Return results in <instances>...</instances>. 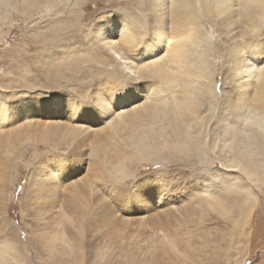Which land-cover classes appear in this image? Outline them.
Returning <instances> with one entry per match:
<instances>
[{
	"label": "rangeland",
	"instance_id": "374dc122",
	"mask_svg": "<svg viewBox=\"0 0 264 264\" xmlns=\"http://www.w3.org/2000/svg\"><path fill=\"white\" fill-rule=\"evenodd\" d=\"M113 2L120 4L112 6V0H50L32 7L29 15L15 3L7 6L0 15V96L12 98L13 103L16 97L28 99L33 95L37 100L51 97L58 112L50 114L45 109L44 114H37L33 120L21 118L27 127L35 131V123L40 121L70 123L80 127L78 138L84 140L82 148L76 150L73 146L77 140L72 136L65 139L63 135L62 138L52 133V138L35 131V137L31 132L22 137L21 147L14 153L1 150L0 264H264V181L254 182L247 169L231 167L229 158L234 149L231 153L224 151L222 157L218 153L210 155L209 170L199 174L193 172L202 164L189 165L190 169L184 158L174 159L171 153L165 152L160 157L152 153L146 159L140 156L131 163L133 167L130 165L131 175L128 176L121 170L119 161L114 162L111 158L116 156L120 146L127 149L129 142L138 140V132L133 135L136 132L134 121L150 113L153 103L164 100L154 102V95L143 90L147 82L135 83L141 91L127 90L128 102H121L115 110L134 109V121L126 119L115 128H105L115 113L101 123L87 110L73 118L75 109L63 106L59 97L62 90L84 89L81 95L91 98L99 87L104 91L111 90L107 80L113 83L112 75L118 78L114 85L123 84L127 78L123 76L126 74L123 70L112 68V61L103 57V49L92 41L79 51L48 59L56 45L81 36L89 39L97 21L104 16L110 17L113 11L123 10L135 15V24L149 28V0ZM197 5L199 7V3ZM240 6L247 16L259 21L260 28L254 39L256 48L264 40V0H240ZM199 13L202 16L201 10ZM201 20L207 41L216 43L213 46L216 51L208 53L207 62L220 73L214 79L215 92L220 96V90H230L236 78L224 66L228 60L226 45L241 40L245 46L246 41L251 40L248 35L251 20L249 24L239 23L230 35L214 22L207 25L208 22ZM55 35L57 38H53ZM224 77L229 85L225 84ZM243 77L242 80L247 79V76ZM149 82L153 88V81ZM93 89H96L95 93ZM220 102L221 98H218L209 101L207 106L215 109L217 114ZM170 108V105L166 106L165 111L160 112L165 122L166 118L174 119L173 114H166ZM258 117L263 118L262 115ZM215 121L216 117L201 131L208 140ZM12 129L8 125L6 130ZM97 131H105L102 135L109 134L111 138L98 140L100 142L94 146L92 141ZM214 136L216 138L217 134ZM12 139L13 146H17L15 137ZM98 149L101 150L96 155ZM55 156L66 161L70 176L61 181V197L56 206L41 210L39 219L34 222V215L29 214L32 206L27 204L32 189L25 197L24 190L32 187L35 178L40 177L39 169L48 165L44 160L50 162ZM257 161L252 167L262 172L264 155H257ZM93 169H98L96 176H92L96 180L98 196L87 198L86 205L91 213L105 215L104 222L96 223L102 222V226L95 224V228L89 226L92 221L79 206L76 209L74 205H67L74 200L67 188L82 182ZM145 182L153 184L158 194L153 198L146 196L145 200L152 202L151 206L146 205L148 208L132 213L129 205L136 207L132 201L134 193ZM39 191L40 197L46 194L42 189ZM163 196L161 203L159 198ZM106 204L110 205L108 210H105ZM111 231L112 238H109Z\"/></svg>",
	"mask_w": 264,
	"mask_h": 264
},
{
	"label": "bare ground",
	"instance_id": "6f19581e",
	"mask_svg": "<svg viewBox=\"0 0 264 264\" xmlns=\"http://www.w3.org/2000/svg\"><path fill=\"white\" fill-rule=\"evenodd\" d=\"M48 1L50 0H0V15L6 11L7 6L15 3L22 10H27L25 14L29 15L32 12V7H37ZM149 1L151 3L149 7V28L135 24L133 18L135 15L131 16L128 12L118 10L125 17L122 27L119 26V21L104 16L102 20L106 21L105 28L111 35H105L103 30L96 33L93 31L89 35V38L95 36L91 41L97 43L98 48L103 49L101 51L102 56L112 61V68L123 70V73H126L123 76L126 77L129 74H134L136 85L140 82H147L148 85L145 84L143 90L154 95V102L164 100L163 103H153L150 113L135 121L136 114H133L135 112L132 108L114 112V117L105 128H115L126 119H131L130 121H134V128L136 127V132L133 135L138 132L136 134L138 140L129 142V148L127 149L120 146L116 156L111 158L112 161H119L121 170L130 176V165L137 158L140 156L143 159L150 158L152 153H154L153 156L158 154L160 157L166 152L171 153V157H174V159L184 158L183 161L188 164L190 169L189 165L202 164V166L195 168L193 172L199 174V172L209 170L208 165L211 163L213 153H218L222 157L224 151L231 153L234 149L229 158L232 161L231 167L247 169L248 176L254 182L264 181V170L261 172L259 169L252 167L253 164L258 162L257 155H264V50H262L264 40L256 48L254 40L255 34L260 28L259 21L254 18L251 19L242 11L240 0ZM119 4L120 2L116 4L112 0V6ZM199 10L202 11V16ZM201 18L208 22L207 25H209V22H214V25L224 31L226 35H230L234 28H238L239 23L246 22L249 24L251 20L248 31L251 40L246 41L245 46L241 40L237 42L235 40L226 45L228 60L224 62V66L230 70V75L236 78L235 82L231 84L230 90H220V96L215 92L217 85L216 81L214 82V79L218 78L220 73H216L215 68L212 69V66L207 62L208 53L216 51V47L213 48L216 43L207 41ZM235 36L233 35V38ZM53 38H57V36L55 35ZM246 49L249 51H245ZM137 53L141 57L147 56L148 59H140L138 62L137 59L132 58ZM256 62L262 63V65L259 66ZM243 75L247 76V79L242 80ZM116 76H111L113 83H111V80H107L111 88L110 91H104L99 87L95 96L99 97L103 92H109L112 100L104 103L109 106L114 105L117 110L121 106V102H128L129 99L127 97L128 92L123 89L125 88V82H122L124 85H114L115 80L118 79ZM161 80H164V83H161ZM149 81H153V83L151 82L153 88L149 85ZM224 81L225 84L228 83L226 77H224ZM162 84H165V86ZM141 89L139 86L133 85L131 91L136 92L141 91ZM155 95L157 96L155 97ZM27 98L18 99L16 97L13 103L12 98L0 96V152L1 150H10L14 153L21 147L22 137L24 138L30 132L33 135L36 132H41L47 137H52V133L53 135L56 133L61 137L63 135L64 138L72 136L77 140L73 147L76 150L82 148L84 140L78 138V132L80 134L81 129L77 125L66 124L65 122L40 121L35 123L36 132L30 130L21 118H25V120L32 119L37 114H42L45 109L50 114L58 111L55 110L56 103L51 102L50 99H45V102L41 104L38 102L40 98L37 100V97L33 98V95ZM218 98H221V102L220 109L216 114V110L208 108L207 103L210 104L209 101H216ZM169 105L171 108L166 114H173L174 119L168 120L166 118L165 122L160 112L165 111V107ZM84 111L80 112L75 109L72 114L73 118L84 114L86 112ZM87 113L95 117L90 111H87ZM258 115H262L263 118L259 119ZM215 117L216 121L211 125L210 140H208L206 136L202 135L201 131ZM154 119L158 121L154 122ZM159 123L161 127H159ZM8 125L13 127L11 131L6 130ZM141 125H143L142 128ZM4 130L6 131L2 132ZM103 132L105 131L95 132L92 141L94 146L98 140L105 141L111 138L109 134L102 135ZM214 134H217L216 138ZM12 136L15 137L17 146H13ZM66 143L72 144L69 141ZM100 150H97L96 155L100 153ZM21 151L24 150L21 148ZM159 157L157 158L159 159ZM44 161L48 165L46 163V167L39 169L40 177L35 178L32 187L24 190L25 197L28 190L32 189V194L29 197L30 202H27V204L32 206L29 214L34 215V222L39 219L41 210L56 206L59 197H61V181L70 176V169H67L69 166L62 157L55 156L49 160L50 162L46 159ZM159 162L162 163L161 160ZM131 167L133 166L131 165ZM93 170L90 175L84 176L82 182L74 183L75 185L70 186L72 188H67L70 189L69 196L74 198L67 205L71 207L74 205L76 209L79 206L81 212L92 221L89 226L95 228L98 221H105V215L99 212L91 213L86 205L87 198L92 199L98 196V193H95L94 182L96 180L92 177L96 176L98 169ZM40 189L46 193L42 197H40ZM134 194L132 201L135 202L136 207L129 205L132 213L137 210L140 212L142 208H148L146 205L151 206L152 202L147 203L146 196L153 198L158 193L153 184L145 182L140 184L139 191ZM163 198L164 196L159 198L160 202ZM202 200L203 202L206 201L205 199ZM207 203H210L209 200ZM108 208H110V205L106 204L105 210H108ZM106 215L110 218V213ZM102 222L96 225L102 226ZM143 222L147 223L146 220ZM109 238H112V231L109 233Z\"/></svg>",
	"mask_w": 264,
	"mask_h": 264
},
{
	"label": "snow or ice",
	"instance_id": "6c2138e0",
	"mask_svg": "<svg viewBox=\"0 0 264 264\" xmlns=\"http://www.w3.org/2000/svg\"><path fill=\"white\" fill-rule=\"evenodd\" d=\"M108 19L119 21V26H123V22L125 20L124 14L121 11H113L111 16ZM106 21L100 20L97 21L96 26L94 28V33L100 32L103 30L105 35H111L105 28ZM95 36L92 38L86 39L85 37L81 36L79 38L72 39L68 43L56 45L48 54V59H55L60 56L67 55L71 51H79L83 48H86L89 43H91V39H94ZM133 59H137L138 62L140 59H148L147 56L141 57L139 53L133 55ZM134 74H129L125 80V91L131 89L135 84ZM84 89H80L79 91H69L67 89L62 90L59 93L60 100L63 103V106L69 110L72 109H79L81 111L87 110L93 113L98 119V122H103V120L108 119L116 110L114 105L109 106L106 105L104 102L111 101L112 96L109 92H103L99 97L93 96L91 98H86L81 95ZM96 89H93L95 93ZM44 97H41L38 101L39 103L43 104L45 102ZM47 99H51V97H47ZM135 101H129V103H134ZM127 106V105H124ZM85 123H90L91 121H84Z\"/></svg>",
	"mask_w": 264,
	"mask_h": 264
}]
</instances>
